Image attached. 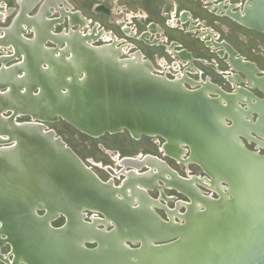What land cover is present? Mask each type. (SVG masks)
<instances>
[{
  "label": "water",
  "instance_id": "water-1",
  "mask_svg": "<svg viewBox=\"0 0 264 264\" xmlns=\"http://www.w3.org/2000/svg\"><path fill=\"white\" fill-rule=\"evenodd\" d=\"M247 12L244 22L264 30V0ZM62 35L65 46L58 43L53 51L38 44L40 35L19 39L26 57L4 66L32 72L25 90L24 83L9 81L0 89V142H14L0 146L1 232L14 253L13 260L0 254L5 263L264 264V153L243 139L264 146V100L253 122L230 114L222 101L109 57V47L70 32ZM69 45L80 49L73 55ZM36 47L44 55L36 56ZM22 115L32 120L17 121ZM58 118L93 135L128 130L135 137L161 135L169 143L186 144L227 192L203 197L204 208H188L177 222L131 208L48 127L47 121ZM86 209L102 212L109 222L85 221ZM59 214L67 221L56 227L52 221Z\"/></svg>",
  "mask_w": 264,
  "mask_h": 264
},
{
  "label": "flooded vegetation",
  "instance_id": "flooded-vegetation-1",
  "mask_svg": "<svg viewBox=\"0 0 264 264\" xmlns=\"http://www.w3.org/2000/svg\"><path fill=\"white\" fill-rule=\"evenodd\" d=\"M14 1L17 3L12 6L13 0H0V50L4 46L13 47L11 54H0L2 69L4 64L10 66L23 62L24 56L26 57L23 53L24 42L33 39L36 34L41 36L38 44L53 51L59 44L61 48L65 46V43L59 41L66 36L59 35L70 32L82 38L83 42L109 47V52L122 58L127 64L142 67L146 72L202 97L222 101L230 114L247 119L252 117L253 122H257L260 116L262 106L259 105L264 100V30L244 22L248 9L258 0H139V9L127 8L128 11L123 15L125 23L120 19V12L114 10L113 0L94 1L95 16L101 17L104 14L112 26L111 31H107L100 19L89 21L90 18L84 16L82 10H73L70 0ZM53 8L59 11L58 15H52L55 11ZM64 22L68 26L75 25L76 28L65 25L63 29L54 31L58 24ZM88 22H93V28L83 31V26ZM25 25L28 26L27 30L24 29ZM71 47L69 45L66 48L74 52L78 45ZM21 53L25 55L21 56ZM34 53L41 56L44 52L36 47ZM8 56L11 58L3 63L2 58ZM16 59L17 61L9 63ZM15 71H10L9 76H14L16 80L24 70ZM11 113L9 110V115ZM228 122L231 124L233 120L228 119ZM106 133L89 135L101 136ZM253 134L258 136L255 132ZM56 135L59 134L56 132ZM243 139L248 147L254 144L253 150L264 153V146L255 140ZM62 140L72 149L63 138ZM159 140L162 146L158 145L157 152L154 153L140 152L137 156H130L123 155L118 150L119 154L116 156H120L119 169L101 162V167L109 173L107 177L93 169V166L100 167V161L88 159L92 164L88 165L79 155L78 157L96 179L109 185L113 193L126 201L129 207L149 210L164 218L161 215L163 212L167 216L164 219L167 220L170 219V210L186 211L188 204H192L196 196H220L218 190H213L208 185L207 179L210 176L202 166L201 173H197L192 166L195 162H187L184 157L175 156L172 151L164 148L167 141ZM13 144L14 142H0V146L9 147ZM184 147L187 157L190 156L189 147ZM99 148L112 158L117 153V149L108 148L102 143ZM134 191L138 194L140 192V197ZM137 198L140 200H136ZM150 202L153 207L145 205ZM94 211L83 210L85 215L82 218L85 221L100 218L101 216L92 214ZM38 212L44 214L46 211L40 209ZM103 217L104 215L101 219ZM58 219L61 221L56 222ZM54 221V226L61 227L66 223L67 217L59 214ZM1 228L0 221V254L5 257L9 255L13 260L12 244L5 240ZM5 245L8 246L7 253L2 252ZM0 261L6 264L1 257Z\"/></svg>",
  "mask_w": 264,
  "mask_h": 264
},
{
  "label": "rangeland",
  "instance_id": "rangeland-1",
  "mask_svg": "<svg viewBox=\"0 0 264 264\" xmlns=\"http://www.w3.org/2000/svg\"><path fill=\"white\" fill-rule=\"evenodd\" d=\"M94 1L96 0H70L69 2L73 4L74 6L73 10H82V13L84 14V16L90 18L89 21L92 19H100L103 22V24L106 25L107 31H111L112 26H110V24L107 22L108 18L104 14H102L101 17L95 16V10H93L94 3H95ZM113 1H114L113 8L114 10H116V12H120L121 14L120 19L123 20V23H125V19H124L125 16L123 15H125V12L128 11L127 9L128 7L137 8V9L141 7V4H139V0H113ZM16 3L17 2L13 0L12 6L16 5ZM54 10L55 11L52 15L53 16L58 15L59 11H57L56 9ZM121 10L123 11L121 12ZM65 25L68 26V23L64 22L61 25L58 24L57 28L54 31H59L63 29L64 28L63 26ZM92 25H93V22H88V24L83 26L82 30L86 31L87 29H91L93 28ZM69 27L76 28L75 25L74 26L69 25L68 28ZM47 44L51 45V43H47ZM12 52H13L12 46L11 47L4 46V49L0 50V54H5V56H7L6 54H11ZM12 61H17V59L11 60L9 61V63H11ZM5 115H9V111L6 112ZM30 120H32L30 115H22V116H19L17 119V121L19 122L30 121ZM46 123L49 128L54 129L57 132V134L62 136V138L68 143V145L72 147L75 153H77L76 155L77 156L79 155L88 165H92L91 162H89L90 160L88 159H91V160L94 159L95 161H100L99 162L100 167L93 166L94 167L93 169L95 171H98L100 174L104 175V177H107L109 173L106 169L101 167L102 166L101 162L105 164L109 163L112 166H114V168L119 169L120 168L119 167V157L120 156H116L119 154V151L122 152L123 155H130V156H137L140 152L154 153V152H157V146L161 144V141L159 139L166 141V139L163 138L161 135H145L144 134L140 136L141 139H137L133 137V135L128 131H122V132H118L114 134L106 133L105 135H101V136H91L89 135V133L87 134L86 132H82L81 129L77 128L76 126H74L73 124H71L70 122H68L67 120L63 118H58L56 120L47 121ZM155 141H158V143H156ZM101 143L108 148L117 149V153L114 155V158H112L111 155L108 154L106 151H103L102 149L99 148V145ZM249 148L254 149V144H251ZM193 162H195V164H192V166L195 168L196 172L200 174L201 173L200 165L196 163L197 161L194 159H193ZM217 188L218 187L215 186V189L213 188L212 189L217 190ZM134 193L137 196L138 193L136 191H134ZM138 195L140 196L141 193L139 192ZM212 195L217 196L216 194H212ZM203 200L204 199H200L198 196H196L194 197L193 203L188 204V206L189 207L196 206L199 208L202 205L200 201H203ZM152 204H153L152 202L145 203V205L153 207ZM184 212H179L177 210L175 212V211L170 210L169 215L170 217H172L171 219H173L174 221H180L178 220L179 218L178 214H182ZM92 214L99 215L101 216V218L103 216V213L98 212V211H94V213ZM161 215L164 218H167L166 214H164L163 212H161ZM59 219L55 221L59 222L63 218H61V220ZM85 219L89 220V218L87 217H85ZM55 221L53 222L54 225H55ZM94 245L95 243H89L88 246L93 247ZM7 249H8L7 245L3 246L2 252L7 253ZM0 264H2L1 261H0Z\"/></svg>",
  "mask_w": 264,
  "mask_h": 264
},
{
  "label": "bare ground",
  "instance_id": "bare-ground-1",
  "mask_svg": "<svg viewBox=\"0 0 264 264\" xmlns=\"http://www.w3.org/2000/svg\"><path fill=\"white\" fill-rule=\"evenodd\" d=\"M35 2V1H34ZM58 2V1H57ZM57 4V3H56ZM31 7V6H30ZM45 8V7H44ZM4 14V13H3ZM87 21V20H86ZM27 25H25V27H24V29L26 28V30H27ZM31 28V27H30ZM2 29H0V31H1ZM25 30V31H26ZM32 30V29H31ZM109 36V35H108ZM107 39V38H106ZM108 40V39H107ZM7 45V44H6ZM77 48H79L80 49V46L78 45V47ZM82 48V47H81ZM77 52H78V50H76ZM75 52V51H74ZM74 52H73V55H74ZM59 54V53H58ZM107 54V53H106ZM108 54H109V57L110 56H112V55H114V54H112L111 52H109L108 51ZM21 55H25V54H23V53H21ZM43 55H44V53H43ZM11 57L10 56H8V57H5V58H2V60H3V63H5V61L6 60H9ZM119 58V57H118ZM122 62H123V64H127L126 62H124L123 60H122ZM4 66H5V64H4ZM20 69H23L24 70V72H22L21 73V75H19V77L18 78H16V80H15V78H14V76H9V73H10V69H7V67H4L3 69H1L0 70V89H1V87L2 86H4V83L6 82V81H9L10 83H12L13 85H17V83L18 84H20V83H24V86H22L21 88L23 89V90H25L26 89V87L25 86H27L28 85V83L29 82H31V79H30V77H31V75H32V72H26V69H24L23 67H21ZM8 74V75H7ZM22 74H25V80H23L22 81ZM12 77H13V79H12ZM29 90L30 89H28L27 88V91L29 92ZM12 101L15 103V99L13 98L12 99ZM7 136V134L6 133H4L3 132V137H6ZM263 139V138H262ZM167 141V140H166ZM8 146V145H7ZM184 146H186V144H183V143H169L168 141L166 142V144H165V149H167L168 151H172V153L175 155V156H177V157H181V158H183L184 157V159H185V161H191V162H193V159L195 160V158L193 157V156H188L187 157V155H186V147H184ZM163 148V149H164ZM190 163V162H189ZM136 168H139V166H136ZM209 176H210V178L209 179H207V183H208V185L209 186H211V188H213V189H215V186L216 187H218L217 188V190H218V192L220 193V196H221V193L222 192H224V193H226L227 192V186H226V184L224 183V182H221V181H219L218 179H216V178H214L213 176H211L210 174H208ZM188 180V179H187ZM215 182V183H214ZM206 185V184H205ZM132 192V191H131ZM138 196V195H137ZM140 197V196H139ZM200 199H202L201 197H199ZM136 200H140L139 198H137ZM205 201V200H204ZM201 203H202V205L199 207V209H202V208H204V202L203 201H200ZM207 205L208 204H206V207H207ZM198 206V205H197ZM188 208H190L189 206H188ZM207 209V208H206ZM183 214V213H182ZM182 214H178V217L181 219V216H182ZM216 213H213L211 216H213V215H215ZM82 215L84 216L85 214H83L82 213ZM172 217H170V219H171ZM173 220V219H172ZM100 222H109V220L107 219V218H104V219H100L99 220ZM213 221V217H210L209 218V222H212ZM177 222V221H176ZM77 226V229L79 230V231H81V227L77 224L76 225ZM105 226V225H104ZM131 231H132V229H130ZM75 231H76V227H75ZM77 232V231H76ZM80 236H86V233L85 232H80V234H79ZM88 236V235H87ZM52 240H55V242L56 243H60V242H62L61 240H60V238H53Z\"/></svg>",
  "mask_w": 264,
  "mask_h": 264
}]
</instances>
